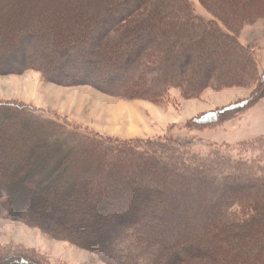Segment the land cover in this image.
Returning <instances> with one entry per match:
<instances>
[{
  "label": "trees",
  "instance_id": "trees-1",
  "mask_svg": "<svg viewBox=\"0 0 264 264\" xmlns=\"http://www.w3.org/2000/svg\"><path fill=\"white\" fill-rule=\"evenodd\" d=\"M17 1L0 0V76L33 71L55 82L69 70L63 84L158 106L172 102L171 91L198 99L206 89L261 83L251 98L186 123L189 134L222 128L261 98L256 45L236 34L264 18V0H198L211 20L190 0ZM81 1L87 17L60 15ZM131 50L133 59L117 64V53ZM123 71L129 76L115 82ZM8 121L22 123L27 142L0 156V217L104 264H264V135L238 143L253 153L246 161L215 144L201 154L170 133L147 141L91 135L13 102H0V146L16 136ZM21 252L0 249V264H50Z\"/></svg>",
  "mask_w": 264,
  "mask_h": 264
},
{
  "label": "rangeland",
  "instance_id": "rangeland-1",
  "mask_svg": "<svg viewBox=\"0 0 264 264\" xmlns=\"http://www.w3.org/2000/svg\"><path fill=\"white\" fill-rule=\"evenodd\" d=\"M14 2L18 1L14 0ZM189 2L192 4L195 13L203 20L212 19V15L202 8L198 0H190ZM81 3L83 2L76 3L75 11L60 12V15H68L70 21L75 18L76 13L80 15L78 17H87L88 14L83 15L81 13L82 6H84ZM17 6L21 9L19 4ZM71 23L69 22L67 25L74 26L75 23ZM246 23L237 30L236 35L243 45H256V55L259 59H257V68L259 73L263 75L264 18H258L253 23ZM89 37L86 35V40ZM22 47L25 49L26 45L22 43ZM15 51L12 53L17 55V51ZM132 52L131 50L128 56L117 53V64L123 65L122 63L126 64L131 61L133 59ZM1 54L4 52L0 51ZM89 59L92 60L93 56H90ZM48 65L50 66L51 63L48 62ZM69 73V70H60L58 75L62 80H66L70 77L67 75ZM116 76L118 79L115 82H122L129 75L123 71L116 73ZM61 81L44 82L40 74L33 71L17 74L8 73L0 76V102L31 105L55 116L59 121L79 131H85L99 137H110L118 141H147L164 139V136L170 133L181 140H185V142L192 139L193 150L199 151L201 154L206 151L210 144H215L219 145L227 156L238 158L243 155L246 161L252 157L253 153L251 156L243 153L242 149H238V143L264 135V88L256 105L236 115L222 128L203 130L197 133L191 132L192 134H189L185 128L186 123L192 119L234 104L239 100L251 98L255 94L252 91L254 87L261 88L260 82H252L250 84L252 87L249 85L251 88L220 91L206 89L198 99H186L181 97L180 93L171 91L169 96L172 102L165 106H158L142 99L128 100L115 97L90 85L63 84ZM8 124L11 125L8 127L11 130L9 134L16 136H10L11 139H6L9 144H6L7 141H5L3 142L4 146H0L1 158L8 153L7 149L10 148V152L13 153L20 143L23 144L24 149V144L27 142L20 130L22 126L20 121H8ZM3 125L0 123V129L3 128ZM15 127L18 129L16 133L12 131ZM1 140H3L2 136H0ZM18 143L19 145H17ZM1 174L0 172V181L2 179ZM17 189L18 187L12 186L13 191H17ZM45 189L47 188L45 187ZM0 249L7 251L8 255H21L23 254L21 250H30L36 255V258L47 259L50 264H104L96 257L95 253L67 246V244L52 240L21 222L3 217H0Z\"/></svg>",
  "mask_w": 264,
  "mask_h": 264
}]
</instances>
